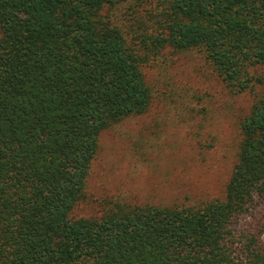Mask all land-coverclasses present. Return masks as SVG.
<instances>
[{
	"label": "trees",
	"instance_id": "1",
	"mask_svg": "<svg viewBox=\"0 0 264 264\" xmlns=\"http://www.w3.org/2000/svg\"><path fill=\"white\" fill-rule=\"evenodd\" d=\"M195 51L252 103L222 199L77 216L144 69ZM264 0H0V264H264Z\"/></svg>",
	"mask_w": 264,
	"mask_h": 264
},
{
	"label": "rangeland",
	"instance_id": "2",
	"mask_svg": "<svg viewBox=\"0 0 264 264\" xmlns=\"http://www.w3.org/2000/svg\"><path fill=\"white\" fill-rule=\"evenodd\" d=\"M144 73L152 105L102 133L77 216L100 215L105 201L199 206L225 195L252 96L231 94L195 51L166 49ZM259 216L264 228V204Z\"/></svg>",
	"mask_w": 264,
	"mask_h": 264
}]
</instances>
